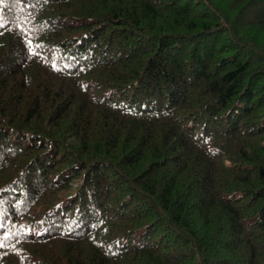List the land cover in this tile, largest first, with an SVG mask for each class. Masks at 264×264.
Returning a JSON list of instances; mask_svg holds the SVG:
<instances>
[{"label":"trees","instance_id":"16d2710c","mask_svg":"<svg viewBox=\"0 0 264 264\" xmlns=\"http://www.w3.org/2000/svg\"><path fill=\"white\" fill-rule=\"evenodd\" d=\"M0 264H264V0H0Z\"/></svg>","mask_w":264,"mask_h":264}]
</instances>
